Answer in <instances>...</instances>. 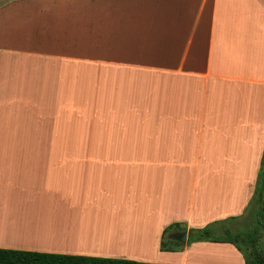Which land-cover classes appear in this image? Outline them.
Listing matches in <instances>:
<instances>
[{
  "label": "crops",
  "instance_id": "1",
  "mask_svg": "<svg viewBox=\"0 0 264 264\" xmlns=\"http://www.w3.org/2000/svg\"><path fill=\"white\" fill-rule=\"evenodd\" d=\"M263 148L264 0H0V248L246 264Z\"/></svg>",
  "mask_w": 264,
  "mask_h": 264
},
{
  "label": "trees",
  "instance_id": "2",
  "mask_svg": "<svg viewBox=\"0 0 264 264\" xmlns=\"http://www.w3.org/2000/svg\"><path fill=\"white\" fill-rule=\"evenodd\" d=\"M231 222L230 227L223 229L224 241L233 243L243 254L246 264H264V148L261 155L260 167L257 172L254 191L248 203L245 214L227 218ZM168 226L161 237V250H175L181 244L177 240L166 237L170 227ZM193 233V234H192ZM212 239V227L190 231L188 241ZM170 244V245H168ZM176 245L177 247L175 248ZM0 264H164L154 262H142L132 259L87 256L76 254H63L0 248Z\"/></svg>",
  "mask_w": 264,
  "mask_h": 264
},
{
  "label": "water",
  "instance_id": "3",
  "mask_svg": "<svg viewBox=\"0 0 264 264\" xmlns=\"http://www.w3.org/2000/svg\"><path fill=\"white\" fill-rule=\"evenodd\" d=\"M185 233H183L182 235H181V237H179L180 238V240H182V241H184L185 240Z\"/></svg>",
  "mask_w": 264,
  "mask_h": 264
},
{
  "label": "bare ground",
  "instance_id": "4",
  "mask_svg": "<svg viewBox=\"0 0 264 264\" xmlns=\"http://www.w3.org/2000/svg\"><path fill=\"white\" fill-rule=\"evenodd\" d=\"M107 230V229H106ZM107 233V232H106ZM103 234H104V232H103ZM107 235V234H106ZM108 236H109V233H108ZM110 240H111V238H110Z\"/></svg>",
  "mask_w": 264,
  "mask_h": 264
}]
</instances>
